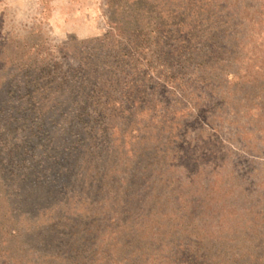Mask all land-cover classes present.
Here are the masks:
<instances>
[{
    "label": "trees",
    "instance_id": "obj_1",
    "mask_svg": "<svg viewBox=\"0 0 264 264\" xmlns=\"http://www.w3.org/2000/svg\"><path fill=\"white\" fill-rule=\"evenodd\" d=\"M121 1L112 0L110 5L114 10L112 30L103 39L79 43L76 66L67 75L59 71L58 65L49 72H40V77H30L26 69H21V74L31 82L0 88V117L6 126L0 134V264H264V242L239 243L236 232L229 236V230L223 229L222 224L228 221L224 214L237 208L229 197L231 189L211 183L203 186L200 193L192 194L190 188L195 184L190 183L186 190L189 195L182 192L178 197H150L146 206L145 201L141 202V193L135 190L141 188L146 175L133 176L134 181L126 178L131 167L127 155L132 152H122L125 133L120 132L123 137L117 141L114 133L118 121L128 124L123 126L126 132L132 129L134 134L140 133L135 127L140 114L146 112L142 106L153 108L151 96L161 87L146 80L142 70L146 68L155 75L157 70L152 64H159L157 69L162 70L164 76H159L164 84L180 78L182 86L194 78L196 84L209 89L211 64L223 68L227 63L229 68L243 43L236 37L239 34L236 28L243 26L237 23L238 14L234 11L237 5L230 0H181L176 15L173 14L178 27L170 32L161 29L162 12L150 4L133 0L123 7ZM223 16L227 17L226 22L221 21ZM121 18L125 20L124 26ZM166 33L172 36H162ZM161 39L168 42L162 44ZM178 40L184 51L175 53L163 48L173 42L176 47ZM197 45L206 50L202 51L203 57L195 55ZM151 48L155 50L153 54ZM224 73L227 74L214 80L226 87L235 79L234 85L241 86L238 69ZM46 81L50 84L41 85ZM232 89V93L240 94L238 89ZM24 92L30 101H19ZM60 93L64 101H46ZM154 111L151 109V113ZM229 111L237 115L234 109ZM54 112L72 115L71 124L83 127L75 126L79 130L77 139L68 143L54 139L49 142L50 147L39 148L36 144L41 141L36 137L35 126L42 127ZM34 120L41 121L34 124ZM173 128L171 125L170 132ZM161 133H154L152 143L162 140ZM142 137L140 134L135 141L143 142H138L140 145L150 142ZM163 141L166 146H174L176 139L169 133ZM115 143L119 145L116 149L121 164H112L109 169L102 167L103 158L114 150ZM147 150L141 146L138 152L134 151V156L138 154V165L142 159H149L144 152ZM116 158L115 155L113 160ZM28 162L32 165H26ZM143 170L147 172V167ZM40 178L47 181L38 196ZM18 184L32 192L26 194L30 198L24 205L7 194ZM56 196L68 197L64 210L58 209L47 220H40L41 214H36V205L31 200L36 197L42 200L38 202L46 203ZM140 206L146 207L145 211ZM30 214L36 217L35 222L26 219ZM20 220L28 231L18 230L12 236L10 226H16ZM136 222L139 229L133 230L137 227L131 223ZM200 223L221 226L199 228ZM115 234L119 237L114 240ZM8 235L10 240L4 242Z\"/></svg>",
    "mask_w": 264,
    "mask_h": 264
},
{
    "label": "rangeland",
    "instance_id": "obj_2",
    "mask_svg": "<svg viewBox=\"0 0 264 264\" xmlns=\"http://www.w3.org/2000/svg\"><path fill=\"white\" fill-rule=\"evenodd\" d=\"M141 1L162 12L161 29L172 32L178 27L177 22L173 21V14L176 15V8L181 6L179 3L181 0ZM111 2L112 0H0V88L17 87L31 82L27 81L24 74H21V69H26L28 76L37 77L40 72H49L54 65H58L59 71L67 75L68 71L76 66L74 59L79 54L78 44L103 39L112 30L114 10L110 9ZM132 2L133 0H123L121 5L125 7ZM229 2L237 5L234 8L238 14L237 23L241 22L243 25L241 28H236L239 32L236 37L243 40V43L241 42L233 56L234 62H229L231 66L226 68L228 65L226 63L222 68L211 64L212 71L209 69V77L212 83L209 89L196 84L197 82L193 81L194 78L182 86H179L180 78L164 84L159 76L162 70L157 69L158 63L152 64V67L157 70L155 75L146 71V68L142 69L145 71L146 80L161 87L157 88L151 96L153 108L142 106L146 112L140 114L138 126L135 127L140 133L134 134L132 129L126 132L123 126L128 124L125 121H118L116 122L118 128L114 132L115 140L122 139L121 133L123 135L125 133L126 145L122 152H132L127 155L128 164L131 167L126 178L133 180V176L146 175L142 180L141 188L135 189L141 193V202L145 201L146 206L149 204L150 197L164 195L178 197L180 193L182 195V192L190 188V183L195 184L193 188H190L194 191L192 194L200 193L203 186L211 183H217L220 187L227 186V189L232 190L229 197L235 201L234 205L237 208L231 212L228 210L224 214L225 218L228 217V221L222 224L223 229L229 230V236L236 232L235 237L240 239L239 243H249L250 240L264 242V0H230ZM223 18L221 21L226 22L227 17L223 16ZM252 19L255 21L251 22ZM232 22L237 24L236 21ZM121 23L124 26L125 20ZM165 35L168 34L162 36ZM168 36L171 37L172 34ZM164 42L168 41L161 39V43ZM149 44L153 46L152 42ZM175 44L173 42L169 47L164 45L163 48H169V52L175 53L184 51L182 43L179 42L176 47ZM64 45L66 47L62 48ZM151 49L150 54H153L155 50ZM196 49H194L195 55L203 57L206 50L201 45H197ZM68 52L74 56H68ZM234 69L240 72L237 75V78L241 79L239 88L236 84L234 85L237 82L235 79L226 87L220 81L214 80L218 75L217 78H220L221 75L227 74L224 72L233 73ZM176 70H178L177 67ZM46 83L50 84V81L43 82L41 85ZM232 88L238 89L240 94L232 93ZM224 92L232 94L225 95ZM61 94L57 97L48 95L46 101H64L65 97ZM209 94L211 96H208ZM19 96V101H30L25 92ZM220 99L225 100L218 105L217 102ZM248 102H253V105ZM151 109L155 111L151 113ZM230 109H234L237 115L230 113ZM71 116L66 112H54L45 119L42 127L35 126L34 132L39 138L38 141H41L36 144L37 147H50L49 142L54 139H60L61 142L66 140V143L77 139L79 130L75 126L78 128L83 126L71 124L73 120ZM1 120L0 117V134L3 128L6 129ZM40 121L34 120L32 123L37 124ZM71 125H74L73 130ZM171 125L174 128L170 132ZM28 127L30 128V125L26 128ZM70 130L74 132L71 133ZM154 133L162 134V140L159 143H152L151 137H154ZM169 133L173 135L174 140L176 139L174 146H166L167 143L163 141L165 135ZM140 134L150 141L144 144L148 149L144 152L149 159L146 161L142 159L138 165L136 160L138 154L134 156V151L138 152L141 146L145 148L144 145L138 144L140 141H135L136 137L140 138ZM140 143L143 144V142ZM118 146L115 143L114 150H110L107 157L103 158L100 164L102 167L109 169L112 164L113 166L121 164L122 158L117 155L116 147ZM122 152L120 151V154ZM115 155L117 158L113 160ZM35 161L39 162L37 159ZM43 161L47 167L45 158ZM26 165L32 164L28 162ZM145 167L147 172L143 170ZM119 168L121 169V166ZM44 180L39 179L41 185L37 189L38 196H41L43 192L41 187H44V182L47 181ZM29 191L32 193L31 190L24 189L18 184L13 192L7 194L24 205L29 201L30 197H25ZM189 193L190 191L186 192L188 195ZM67 198L51 197L45 203L38 202L42 200L39 198L36 200L35 197L31 202L36 205L34 210L38 212L36 214H41L38 218L40 220L43 218L45 221L52 216L51 213L58 212V209L64 210ZM141 208L145 211L146 207L140 206L139 209ZM83 210L84 208L81 211L84 212ZM33 215L25 217L35 222L36 217ZM14 216L18 221L16 212ZM24 223L20 220L14 226L15 228L10 226L12 236H15L18 230L28 231V226ZM131 225L137 227L133 230L139 229V223H131ZM210 225L200 223L198 227L214 229V226H221L216 223H213L211 227ZM8 227V224L4 225L5 229ZM4 233L2 240L5 238ZM118 237L119 234H115L112 238L115 240ZM9 240L8 235L4 242ZM111 242L114 243L113 240Z\"/></svg>",
    "mask_w": 264,
    "mask_h": 264
}]
</instances>
